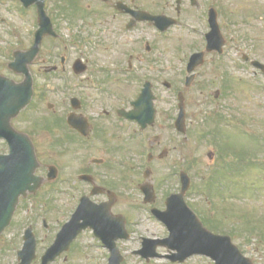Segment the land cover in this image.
<instances>
[{
  "label": "flooded vegetation",
  "instance_id": "1",
  "mask_svg": "<svg viewBox=\"0 0 264 264\" xmlns=\"http://www.w3.org/2000/svg\"><path fill=\"white\" fill-rule=\"evenodd\" d=\"M253 1L256 7L250 8L256 12L251 14L232 0H61V55L50 60V38L45 37L29 63L37 7L0 0V77L8 79L0 82V121H7L15 102L10 85L25 91L22 84L31 75L32 102L11 125L35 149L38 133L57 129L60 156L58 173H49L47 166L42 170L40 162L36 176L41 187L21 200L0 235V264H128L130 255L147 263L138 255L152 252L150 242L143 249L146 240L165 236L147 230L133 239L129 213L145 210L157 222L152 212L165 210L167 198L180 191L173 166L177 152L192 141L188 113L193 99L226 108L231 115L233 106L219 104L248 97L252 139L264 143V4ZM6 11L31 21L27 35ZM2 33L9 41H3ZM51 81L61 85L58 110L47 99ZM181 84H189L182 140L176 125L181 93L176 85ZM146 86L156 115L154 124L143 129L127 114L135 111ZM50 110L60 115L54 124ZM218 110L206 117L207 124L225 117L227 112ZM206 133L209 140L210 126ZM0 143L8 149L5 138ZM159 161L171 165L163 179L154 177ZM53 175L57 179L50 182ZM189 195L192 189L186 202L202 221ZM130 241L138 245L133 250L126 247Z\"/></svg>",
  "mask_w": 264,
  "mask_h": 264
},
{
  "label": "rangeland",
  "instance_id": "2",
  "mask_svg": "<svg viewBox=\"0 0 264 264\" xmlns=\"http://www.w3.org/2000/svg\"><path fill=\"white\" fill-rule=\"evenodd\" d=\"M7 2V0H1ZM240 1L243 9H248L250 13L254 12L252 8L256 7L253 0H232V2L238 3ZM251 2V4H250ZM260 4H264V0H259ZM254 6V7H253ZM48 13L51 17L55 30L60 35L58 40L49 39L46 44L50 54V60H54L55 56L61 55V0H49L48 1ZM256 12V11H255ZM5 15L10 18L13 22L15 21L24 33L27 35V28L31 29V21L19 20V16H10L6 11ZM11 22V21H10ZM33 25L36 27L37 21H33ZM3 41H9V37L6 33H2ZM6 45L3 46V49ZM54 53V54H53ZM178 68L180 69L179 63ZM48 103L55 105V109H60L59 103H61V85H57L53 81L49 84ZM177 88H182V85H176ZM229 107L233 106L234 112L230 115V111L226 108L219 107L216 104L209 106L204 101L192 100V110L188 113V118L191 119V135L192 141L189 143L188 148L181 153L177 152V164L176 167L179 170L190 166L189 171L191 177H193V190L192 195H189V202L193 208H197L208 226H212L210 223L218 225L221 231L220 234H232L233 242L238 245L241 251L245 255L252 258L256 264H264V238L257 233L253 232V227L259 224H264V143H255L251 138L250 134L254 131L252 127V115H251V101L248 97L242 96L238 99L226 98L219 105H226ZM54 109V111H55ZM218 110L219 113L226 111L227 117L234 115L237 116L234 124L228 125L229 128L224 126L222 133L226 137L229 136L230 155L234 159L232 167L242 169L239 176L237 175L231 178L226 176L225 179H221L217 183L216 189L208 185L210 176L213 174L214 169L217 167V159H219L216 150L217 146L213 142V136L207 141H199V136L205 130L207 125L205 119L207 116H213V110ZM53 110L49 111L50 124H54L53 118H59L60 115H53ZM193 111V113H192ZM230 112V113H229ZM229 113V114H228ZM217 114V113H216ZM239 119V120H238ZM227 125V124H226ZM215 124L211 122L210 129H214ZM236 129V131H235ZM240 129L241 131H237ZM247 131V132H246ZM204 133V132H203ZM250 133V134H249ZM229 134V135H228ZM59 132L56 129L54 132L48 135L47 133L37 134V155L38 159L42 164V170L45 167L55 165L58 167L60 162L59 146L57 145V138ZM219 135V141L221 139ZM43 139V142L41 141ZM223 144L227 143L226 139L222 138ZM181 141L178 140L180 146ZM261 146V147H260ZM219 149V148H218ZM224 149V147L222 148ZM7 151V148L0 143V151ZM249 151V153H248ZM248 153V154H245ZM236 154V155H235ZM210 155L213 157L210 158ZM176 156V154H175ZM238 157L243 158L242 160ZM183 161V162H182ZM227 161V160H226ZM198 162V163H197ZM253 162V164H249ZM155 168V179L168 177L169 169L171 168L170 162H158ZM166 163V164H165ZM187 165L185 166V164ZM143 172V171H142ZM232 175V172L230 173ZM204 178V180H202ZM233 179V180H232ZM221 190L219 193L217 190ZM224 190V191H223ZM133 198L131 197V201ZM131 225L136 234L133 239H138L139 235L143 234L147 230L155 235H164V228L159 226L157 222L149 219V215L145 210H134L129 213ZM218 233V232H217ZM136 243L130 241L126 247L133 250L137 247ZM166 253V251H161ZM6 262L10 261V257L6 258ZM156 264H165L163 259L157 260ZM165 262V263H164ZM128 264H140V259L130 255ZM154 264V263H151ZM188 264H213L208 258H194Z\"/></svg>",
  "mask_w": 264,
  "mask_h": 264
},
{
  "label": "water",
  "instance_id": "3",
  "mask_svg": "<svg viewBox=\"0 0 264 264\" xmlns=\"http://www.w3.org/2000/svg\"><path fill=\"white\" fill-rule=\"evenodd\" d=\"M23 1L25 3H28V1H40L38 2L39 6L43 4V0ZM43 12L40 14L41 29L37 33L38 43L46 34H54L50 20ZM37 52L36 48L30 52L27 56V61L32 62ZM24 89L25 91H19L18 88L13 92V95L15 94V98L18 100L17 105L19 108H23L32 97L31 78L24 84ZM22 94L23 96L21 97ZM142 102L144 103L140 104V114L146 120L150 103L145 98L142 99ZM150 115L154 114L151 113ZM6 118V122L0 121L3 129L0 131V137H5L11 142V155L0 156V231L10 222L20 196L26 195V191L30 188L28 184L32 180L37 167L33 148L21 147L18 137L13 139L16 133L11 130L10 118L7 116ZM152 121L153 119L150 123ZM178 124L183 128V116L179 119ZM10 182H12V185H10ZM188 187L189 182L188 185H184L181 194L168 199L166 212L157 214L159 219L168 226L171 233L168 239L161 241V246L178 251L181 261L193 254H201L211 257L216 264H251L241 256V253L232 244L229 237L212 234L202 227L192 212H189L183 201V195Z\"/></svg>",
  "mask_w": 264,
  "mask_h": 264
}]
</instances>
